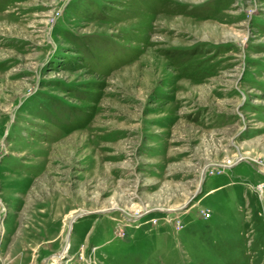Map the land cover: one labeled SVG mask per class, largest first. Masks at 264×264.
<instances>
[{"label":"rangeland","instance_id":"rangeland-1","mask_svg":"<svg viewBox=\"0 0 264 264\" xmlns=\"http://www.w3.org/2000/svg\"><path fill=\"white\" fill-rule=\"evenodd\" d=\"M55 260L264 264V0H0V264Z\"/></svg>","mask_w":264,"mask_h":264},{"label":"water","instance_id":"water-1","mask_svg":"<svg viewBox=\"0 0 264 264\" xmlns=\"http://www.w3.org/2000/svg\"><path fill=\"white\" fill-rule=\"evenodd\" d=\"M188 203H189V201H187V203L183 206V208H184L186 205H188ZM77 217H78V215L73 216V218H72V220L70 221V223H71L74 219H76Z\"/></svg>","mask_w":264,"mask_h":264},{"label":"bare ground","instance_id":"bare-ground-1","mask_svg":"<svg viewBox=\"0 0 264 264\" xmlns=\"http://www.w3.org/2000/svg\"><path fill=\"white\" fill-rule=\"evenodd\" d=\"M56 260H58V259H56ZM56 260H55V262H54L55 264H56V262H57ZM54 263H53V264H54Z\"/></svg>","mask_w":264,"mask_h":264}]
</instances>
